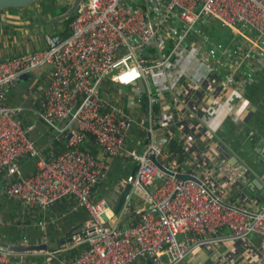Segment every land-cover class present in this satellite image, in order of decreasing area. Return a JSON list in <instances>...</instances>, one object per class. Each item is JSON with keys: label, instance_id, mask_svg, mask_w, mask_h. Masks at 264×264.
I'll return each mask as SVG.
<instances>
[{"label": "built area", "instance_id": "1", "mask_svg": "<svg viewBox=\"0 0 264 264\" xmlns=\"http://www.w3.org/2000/svg\"><path fill=\"white\" fill-rule=\"evenodd\" d=\"M207 17L228 27L232 41L242 36L245 52L248 44L249 50L263 48L264 0H81L68 34L49 33L44 48L0 59V176L8 177L6 193L20 202L22 213L74 199L73 209L88 214L69 242L39 252L47 261L237 264L235 248L242 245L246 264L264 257L249 247L253 234L264 240V207L252 209L255 201L239 190L249 175L262 186L264 181L243 159L230 158L212 123L224 111L241 118L244 109L231 106L232 84L250 54L240 53L236 65L226 68L229 48L212 44L211 52L204 46ZM47 66L51 80L35 113L66 137L64 150L49 158L28 136L19 108L3 100L23 75ZM108 80L117 86L113 98ZM89 137L107 158H128L136 167L121 178L131 187L115 218L105 197L92 199L107 164L81 147ZM24 158L35 165L27 175L20 169ZM146 209L151 211L141 212ZM20 242L28 243L26 236ZM12 255L0 245V264H23V253L14 261Z\"/></svg>", "mask_w": 264, "mask_h": 264}, {"label": "crops", "instance_id": "2", "mask_svg": "<svg viewBox=\"0 0 264 264\" xmlns=\"http://www.w3.org/2000/svg\"><path fill=\"white\" fill-rule=\"evenodd\" d=\"M42 2L46 6L51 4V0H43L30 7H11L0 10V59L11 58L34 49L44 48L46 46L45 35L53 32H63L64 22L58 25H53L55 23L50 25L39 24L40 17L44 19L53 17L50 15L45 16V14L38 12V9L42 8ZM246 32L249 37L253 35V32L248 29ZM231 37V35L228 36L229 40L226 38V48H229V53L231 54V57L226 59L228 64L225 66L226 68L236 65L240 59L239 56H241V51L235 49L233 42H237L239 39L240 49L245 50V44L243 43L245 39L242 36L236 37L234 41H232ZM246 49L247 52L249 44ZM249 54L250 57L246 59V64H244V61L243 67L240 64L239 72L235 76V83L232 84V90L234 88L236 90L234 97L231 99V106H233L234 111L239 110V108L244 109L241 113V118L234 119L232 114L224 111L223 115L218 114L212 123L218 129V135L229 145L228 154L230 158L234 156L243 159L256 175L263 176L264 45L263 48L249 50ZM50 80V69H37L29 73L25 79H20L9 87L5 91L3 99L5 104L19 108L18 116L24 126L28 128V136L48 158L60 154L64 150L66 143V137L57 136L54 130L39 119L35 113L40 96L48 87ZM105 85H108V83H105ZM111 86L108 88V93L113 98L114 93L117 91V86ZM31 89L33 90L31 91ZM133 109L135 107L130 110ZM137 116L139 117L140 114ZM247 117V125L242 126V122ZM94 143V141L88 139L83 143V146L91 152L90 145L92 144L96 150L94 155L105 157L107 169L100 183L93 191L92 199L95 200L101 197L116 199L117 191L121 185V178L135 164L128 158H107L104 151ZM34 167L33 159L24 158L20 160V169L25 175L32 173ZM7 183L8 177L0 176V241L18 242L22 236H26L28 243H40L44 238L51 240L68 239L79 232L88 221V214L84 209H73L74 199L58 202L45 211L32 207L22 213L20 202L6 193L5 187ZM262 185L255 179L254 175H249L239 187V190L247 195L251 202L255 201L250 206L252 209L264 207V186ZM140 206L139 209H142L143 205ZM222 233L226 235L227 230L223 229ZM249 240V247L253 251L260 249L262 254H264V247H262L264 240L260 236L253 234L249 237ZM235 249L234 257L237 264H246L247 247L242 245ZM228 251L233 257V247L228 249ZM15 254V256L12 255L11 257L13 261L18 259L19 254L22 253ZM42 254L32 251L23 253L25 258L23 264H56L55 261H47L45 255L43 257ZM66 254L65 256L68 257V254ZM202 257H205V255L202 254ZM64 259L66 260V258ZM209 262V258H207L206 263ZM255 264H264V257H259Z\"/></svg>", "mask_w": 264, "mask_h": 264}, {"label": "water", "instance_id": "3", "mask_svg": "<svg viewBox=\"0 0 264 264\" xmlns=\"http://www.w3.org/2000/svg\"><path fill=\"white\" fill-rule=\"evenodd\" d=\"M41 0H0V10L2 9H7V8H11V7H15V8H22L25 7L27 5H31V4H36L37 2H39ZM81 0H69L68 1V8L62 12L59 13L57 15H54L53 17L49 18V19H44L43 17L39 18V24L41 25H50L53 23H56L58 21H63L66 18H68L71 14H73L76 11V8L78 6V4L80 3ZM50 66H47L45 68H43V70L45 69H50ZM28 74L23 75L20 79H25V77H27ZM139 86L141 88V91H144V85L142 81H139ZM69 138V136L67 137ZM151 159L159 165V163L156 161V159L152 156ZM234 159H236V157H234ZM160 166V165H159ZM136 170V167L134 166L132 169V173H134ZM178 177H180L181 179H186L189 178L188 175L185 174H179ZM261 179L264 181V174L263 176H261ZM131 185L130 184H125V185H120L119 186V190L117 191V197L115 198H107L108 203L111 205L112 210H113V214L114 217H116V215L119 212V209L121 208L123 201H124V197L126 195V193L129 191ZM150 212L151 209H146L143 210L141 212ZM133 215H135V212L132 213ZM111 223V221H109L107 223V226ZM71 240V237L68 239H61V240H51L49 238H44L40 243H24V242H7V241H0V245H2L3 247H6L9 251L13 252V253H24V252H40V251H46L48 249L51 248H55L58 247L59 245L65 244L66 242H69Z\"/></svg>", "mask_w": 264, "mask_h": 264}, {"label": "rangeland", "instance_id": "4", "mask_svg": "<svg viewBox=\"0 0 264 264\" xmlns=\"http://www.w3.org/2000/svg\"><path fill=\"white\" fill-rule=\"evenodd\" d=\"M41 1H43V0H41ZM68 1L69 0H51V2H50L51 4L50 5L47 4V6L44 4V2H42L43 3L42 6H41L42 8L41 9L39 8L38 9V12L45 14V16H48V15H50V16L57 15L60 12H62L63 6L66 3H68ZM33 4H31V5H33ZM31 5H27L25 7H30ZM44 10H47V11H44ZM61 22L63 23L64 21H60V22L55 23L53 25H58ZM209 23L211 25H213V26H210V25L207 26L208 27V32H207V35H208L207 39H208V41L204 43L205 48L209 49L211 52H215L214 50H211L212 44H214V46L217 47L219 50H224L227 47L226 44H227V39L229 40L228 36L230 35V30H227L226 27L220 26V24L215 23L212 18H209ZM68 32H69V30L65 34H68ZM214 42H216V43H214ZM232 50H233V48H232ZM128 92H130V89L125 88V93H128ZM247 121H248V117H247V119L244 122H242V126L247 125ZM244 133H245V131H244ZM158 183H159V181L158 180H155V183L154 184L157 185ZM42 255L44 257L45 254H42ZM204 259H205V257H202V260H204Z\"/></svg>", "mask_w": 264, "mask_h": 264}, {"label": "trees", "instance_id": "5", "mask_svg": "<svg viewBox=\"0 0 264 264\" xmlns=\"http://www.w3.org/2000/svg\"><path fill=\"white\" fill-rule=\"evenodd\" d=\"M40 2V1H39ZM68 8V3H66L64 6H63V10H62V12H64L66 9ZM62 12H60V13H62ZM74 18V13L73 14H71L68 18H66L65 20H63L64 21V29H63V32L61 33L62 35H64L68 30H69V23L72 21V19ZM209 18L210 17H207V18H205V21H204V23L202 24V26L203 27H206L207 29H208V25H210V26H213V25H211L210 23H209ZM214 20V19H213ZM214 22L215 23H218V24H220L219 22H216L215 20H214ZM220 26H224V25H222V24H220ZM225 27V26H224ZM212 28V27H211ZM227 28V30H228V27H226ZM238 37V36H237ZM217 41V40H216ZM218 42V41H217ZM216 43V42H215ZM240 41H239V39L237 40V42L235 41V42H233V46L235 47V49H238V50H240L241 52L240 53H244L245 52V50L243 49H240ZM5 59V58H4ZM244 64H246V62H244ZM244 65H242V67H243ZM105 83H108V86L110 87L111 85H113L112 84V82L110 81V80H108L107 82H105ZM112 87V86H111ZM89 139H91L92 141H94L93 140V138L92 137H89ZM88 140V139H87ZM86 142V141H85ZM84 142V143H85ZM95 144V143H94ZM97 146V145H96ZM82 148H84V146L82 145L81 146ZM85 149V148H84ZM87 149V148H86ZM90 150H91V152L93 153V154H96V150L93 148V145L91 144L90 145ZM96 156V155H95ZM135 218H137V216H135V217H133L132 218V220L133 221H135Z\"/></svg>", "mask_w": 264, "mask_h": 264}]
</instances>
